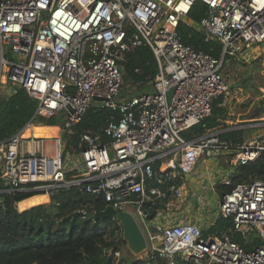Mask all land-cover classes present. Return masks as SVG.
I'll return each instance as SVG.
<instances>
[{"label": "built area", "instance_id": "1", "mask_svg": "<svg viewBox=\"0 0 264 264\" xmlns=\"http://www.w3.org/2000/svg\"><path fill=\"white\" fill-rule=\"evenodd\" d=\"M198 2L209 14L195 28L221 46L219 59L186 45L179 34ZM259 44L264 0H0V96L21 88L38 101L33 118L0 142L7 186L0 197L22 191L50 197L76 186L131 214L155 264H264V245L254 243L264 241V180L250 179L224 194L220 216L232 226L207 237L199 225L174 223L159 210L160 203L168 206V192L157 189L175 190L176 178L191 176L203 156L230 154L233 167L264 160V118L238 128L256 130L239 144L222 141L221 132L184 136L226 96L225 57L250 59ZM143 46L152 49L158 73L149 91L132 87L125 94L120 62ZM94 105L112 109L118 119L82 134L75 146L66 136ZM53 117L61 123L37 122ZM37 128L53 134L37 136ZM141 208L155 212L153 218ZM120 228L114 238L122 246ZM113 254L120 257L121 250Z\"/></svg>", "mask_w": 264, "mask_h": 264}, {"label": "trees", "instance_id": "2", "mask_svg": "<svg viewBox=\"0 0 264 264\" xmlns=\"http://www.w3.org/2000/svg\"><path fill=\"white\" fill-rule=\"evenodd\" d=\"M209 8L198 2L192 8L186 21L179 26L182 41L197 50L219 59L221 46L216 42H206L204 34L195 27L207 17ZM232 57H225L222 74ZM125 76V86L139 87V91H149L148 82L158 73V64L152 49L143 46L129 51L120 62ZM224 75V74H223ZM142 82L141 86L138 84ZM233 90V88H230ZM224 97L214 102L212 114L203 123L184 133L186 139L202 137L207 132H221L220 139L227 143L243 142L245 125L235 121L222 105ZM38 101L26 90L17 88L10 97L0 96V142H4L19 132L34 116ZM118 114L112 109L94 105L80 122L66 136L77 146L84 133L102 130ZM37 122L47 126H57L60 118H39ZM158 170L159 165L155 166ZM75 174L70 173L69 178ZM264 180V160L239 167L233 179L231 193L245 181ZM168 188V186H166ZM0 173V190L6 189ZM45 192L22 191L2 194L0 197V264H115L114 251L121 250L114 238L120 224L111 219L89 221L81 212H100L106 207L103 199L88 195L79 187L59 190L50 196V202H43L24 208ZM232 226V221L219 218L214 233H221ZM207 236V235H205ZM123 241V240H122ZM236 241L241 242L237 236ZM125 241H123V244ZM256 246L264 241L256 240ZM250 249L249 246L246 247ZM120 264H155L149 258H121Z\"/></svg>", "mask_w": 264, "mask_h": 264}, {"label": "crops", "instance_id": "3", "mask_svg": "<svg viewBox=\"0 0 264 264\" xmlns=\"http://www.w3.org/2000/svg\"><path fill=\"white\" fill-rule=\"evenodd\" d=\"M38 135L42 136L41 132H39ZM206 167H208L209 170L206 169ZM238 168L239 167H233V165L230 164V154H223L217 159H209L203 156L198 161L196 169L191 176L186 177L180 175L176 178L175 186L177 188L175 190L168 189L166 186L157 187V189L161 191H167L169 199L168 206L160 203L158 209L163 211L174 223L178 224L189 221L199 225L203 230L204 236L220 234L214 233L213 228L216 227L221 216H217L216 219L212 220L210 216L204 217L201 214L216 200L219 207L221 198L224 194L228 193L229 188L233 186V179ZM214 173L221 177L222 181L220 185L215 183L214 176L212 177ZM227 181L231 182L232 186L227 185ZM42 197L50 199L46 194ZM40 201L38 199L33 204L24 206V208L48 202L49 200ZM166 207L168 209L164 210Z\"/></svg>", "mask_w": 264, "mask_h": 264}, {"label": "rangeland", "instance_id": "4", "mask_svg": "<svg viewBox=\"0 0 264 264\" xmlns=\"http://www.w3.org/2000/svg\"><path fill=\"white\" fill-rule=\"evenodd\" d=\"M250 59L239 58L230 62L223 72L224 77L228 83V92L226 94L225 105H223L226 110H228L229 115L235 118L236 122L244 123L245 125H250L251 123L258 122L260 119L264 118L262 108L264 107V45H255L251 48L249 54ZM16 59V58H14ZM233 88L231 90L230 88ZM132 87H124V93L130 92ZM134 89L139 90L140 88L134 87ZM256 133V130L246 128L243 135L244 139L250 138ZM1 160V155H0ZM203 169V168H202ZM208 169V167H206ZM209 170V169H208ZM207 170V171H208ZM214 176L215 183L221 184V177ZM195 177V174H194ZM39 199L40 202L48 201L50 199H45L39 196L32 202L27 203L25 206L33 204ZM173 200V199H172ZM170 200V201H172ZM165 203H169L168 195L165 199ZM166 207L164 210H167ZM211 209V210H210ZM204 217L210 216L212 220L216 219L217 216L221 215L220 208L217 205V200L211 203V206L201 214ZM121 256H115V264H120L121 258H131L127 248L126 243L121 246ZM145 257L140 256L137 259H144Z\"/></svg>", "mask_w": 264, "mask_h": 264}, {"label": "water", "instance_id": "5", "mask_svg": "<svg viewBox=\"0 0 264 264\" xmlns=\"http://www.w3.org/2000/svg\"><path fill=\"white\" fill-rule=\"evenodd\" d=\"M264 114V107L262 108ZM141 211L152 219L155 212H148L141 208ZM86 217L89 221H99L104 219H111L117 221L123 230V239L126 242V248L130 256L134 259L140 256L147 257V240L146 237L135 220V218L128 212H116L112 206H107L100 212H88Z\"/></svg>", "mask_w": 264, "mask_h": 264}, {"label": "bare ground", "instance_id": "6", "mask_svg": "<svg viewBox=\"0 0 264 264\" xmlns=\"http://www.w3.org/2000/svg\"><path fill=\"white\" fill-rule=\"evenodd\" d=\"M41 132L42 136H51L53 133V129H48V128H37L35 133L37 136H40L38 135V133Z\"/></svg>", "mask_w": 264, "mask_h": 264}]
</instances>
